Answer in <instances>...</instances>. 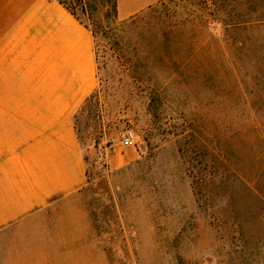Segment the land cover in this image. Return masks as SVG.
Returning a JSON list of instances; mask_svg holds the SVG:
<instances>
[{"label":"rangeland","instance_id":"374dc122","mask_svg":"<svg viewBox=\"0 0 264 264\" xmlns=\"http://www.w3.org/2000/svg\"><path fill=\"white\" fill-rule=\"evenodd\" d=\"M71 1L98 32L79 264H264V0H162L123 27L112 0Z\"/></svg>","mask_w":264,"mask_h":264},{"label":"crops","instance_id":"0c3cea01","mask_svg":"<svg viewBox=\"0 0 264 264\" xmlns=\"http://www.w3.org/2000/svg\"><path fill=\"white\" fill-rule=\"evenodd\" d=\"M160 1L117 0L118 15ZM97 83L95 38L69 9L0 0V264H79L95 253L75 116Z\"/></svg>","mask_w":264,"mask_h":264},{"label":"trees","instance_id":"16d2710c","mask_svg":"<svg viewBox=\"0 0 264 264\" xmlns=\"http://www.w3.org/2000/svg\"><path fill=\"white\" fill-rule=\"evenodd\" d=\"M61 4H63L67 9H69L71 11V13L73 15H75L82 23H84V21L82 20L80 14H85L86 12V9L84 8V4L81 6V7H78V5L76 3H74L73 1H68V0H58ZM80 4L84 3V0H77ZM111 20L114 24H118L119 26L118 27H123V26H126V24L124 23H117L119 21V15H118V6H117V0H112V15H111ZM88 28L89 26L84 23ZM116 26V25H115ZM99 27L97 26L96 29H98ZM90 29V28H89ZM116 30H119L117 29L116 27L114 28ZM91 30V29H90ZM92 33H93V36L95 38V40L97 39L98 37V32L97 31H94V30H91ZM100 31V30H99ZM123 31L124 30H120L119 32H122V34L120 35V37L122 39H124V35H123ZM101 32V31H100ZM114 38L115 37H118L117 33H114ZM120 34V33H119Z\"/></svg>","mask_w":264,"mask_h":264},{"label":"built area","instance_id":"2783aa9c","mask_svg":"<svg viewBox=\"0 0 264 264\" xmlns=\"http://www.w3.org/2000/svg\"><path fill=\"white\" fill-rule=\"evenodd\" d=\"M121 146L124 148H128V147H132L135 143V134L133 133V131H126L120 140ZM101 163L102 165H106L107 164V153L105 150H102L101 152Z\"/></svg>","mask_w":264,"mask_h":264}]
</instances>
